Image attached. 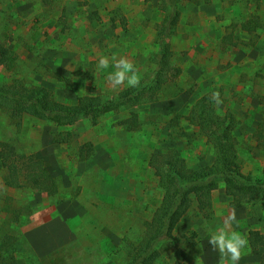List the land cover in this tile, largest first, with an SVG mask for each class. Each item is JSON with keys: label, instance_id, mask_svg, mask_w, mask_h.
<instances>
[{"label": "rangeland", "instance_id": "374dc122", "mask_svg": "<svg viewBox=\"0 0 264 264\" xmlns=\"http://www.w3.org/2000/svg\"><path fill=\"white\" fill-rule=\"evenodd\" d=\"M180 10L168 42L181 74L154 100L68 126L27 116L17 127L0 109V141L15 144L20 158L42 159L59 186L55 196L7 186L0 160V236L9 229L26 240L6 250L12 264H125L128 243L140 238L164 194L150 160L170 148L194 168L214 160L212 147L187 120L206 93L220 92L223 103L214 105L220 115L232 113L237 120L234 151L243 171L262 178L264 148L256 132L264 131V0H182ZM255 14L262 27L255 34L241 32V23ZM163 17L159 0H0V39L18 56L13 70H0V83L42 85L66 104L82 95L112 99L128 88H111L106 76L112 69L98 70L99 57L127 56L139 70L140 85L149 84L158 67L156 26ZM234 29L240 44L227 46L223 37ZM133 111L140 126L129 130L122 121ZM87 142L95 154L81 161L79 150ZM213 201V219L192 210L174 231L178 241L166 246L157 264H218L219 253L208 244L209 230L222 222L216 211L235 212L239 224L233 228L247 238L251 229L264 232L261 205L235 209L224 185ZM7 208L25 213L15 221ZM262 252L249 243L239 264H260Z\"/></svg>", "mask_w": 264, "mask_h": 264}, {"label": "trees", "instance_id": "16d2710c", "mask_svg": "<svg viewBox=\"0 0 264 264\" xmlns=\"http://www.w3.org/2000/svg\"><path fill=\"white\" fill-rule=\"evenodd\" d=\"M182 0H159V9L164 13L157 24V38L160 51L157 56V69L149 84L128 88L112 99L102 96L82 95L76 103L59 101L51 89L42 85H27L20 79L0 83V109L9 113L11 122L21 127L27 116L56 123L58 126L74 125L82 117L90 116L94 121L104 114L116 112L121 107H136L145 101L156 98L161 89L175 77L180 76L181 68L173 64V50L168 39L178 28ZM195 4L210 3L212 0H187ZM231 1V0H222ZM49 2V0H45ZM263 25L259 15H251L241 23L240 31L255 34ZM235 29L223 37L227 46L237 47ZM18 63L16 52L0 39V70H13ZM60 79H63L62 77ZM211 93L202 95L188 113L187 120L197 129L214 150V160L199 168L191 167L177 149H165L150 160V167L158 178L163 197L152 217L145 220L142 235L127 245L125 264H157L164 255L166 246L178 241L174 234L182 219L194 210L198 216L211 220L214 217L213 193L224 185L231 198V206L241 210L253 203L264 207V169L262 178L255 180L243 171L238 154L235 129L237 120L232 113L220 115L210 99ZM122 124L129 130L140 126L139 116L132 112ZM256 141L264 148V131L256 132ZM95 154L92 142L85 143L79 150V159L86 161ZM0 160L6 169L3 177L7 186L15 188L34 187L43 189L49 196L59 193L57 179L35 155L20 158L16 145L10 141H0ZM28 208V207H26ZM18 221L25 213L22 208H7ZM29 210V208H28ZM249 243L264 249V232L249 230ZM21 239L12 230H5L0 236V264H12L13 255L5 252ZM169 244V245H168ZM173 264H189L174 259ZM264 264V253L261 255Z\"/></svg>", "mask_w": 264, "mask_h": 264}, {"label": "clouds", "instance_id": "9594fccd", "mask_svg": "<svg viewBox=\"0 0 264 264\" xmlns=\"http://www.w3.org/2000/svg\"><path fill=\"white\" fill-rule=\"evenodd\" d=\"M97 69H112L107 73L106 80L113 90L121 87L136 88L141 83L139 70L127 56L101 55ZM210 99L215 105L223 103L219 91L212 92ZM215 215L221 217L222 222L215 229L209 230L208 244L219 253L218 264H239L249 245L247 235L233 228L234 224H239L235 212L224 216L221 211H216Z\"/></svg>", "mask_w": 264, "mask_h": 264}, {"label": "crops", "instance_id": "0c3cea01", "mask_svg": "<svg viewBox=\"0 0 264 264\" xmlns=\"http://www.w3.org/2000/svg\"><path fill=\"white\" fill-rule=\"evenodd\" d=\"M248 236H249V231H248ZM249 240V239H248ZM251 245V244H250ZM252 246V245H251ZM253 247H255V246H253ZM256 248H260V247H256ZM263 252H262V254L264 253V249L263 248H260ZM261 254V255H262ZM260 264H261V258H260Z\"/></svg>", "mask_w": 264, "mask_h": 264}]
</instances>
